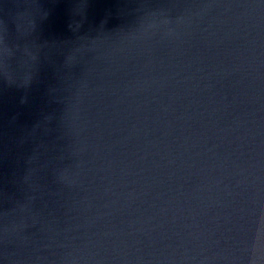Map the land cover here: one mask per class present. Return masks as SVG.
<instances>
[{
	"label": "water",
	"instance_id": "water-1",
	"mask_svg": "<svg viewBox=\"0 0 264 264\" xmlns=\"http://www.w3.org/2000/svg\"><path fill=\"white\" fill-rule=\"evenodd\" d=\"M0 264H264V0H0Z\"/></svg>",
	"mask_w": 264,
	"mask_h": 264
}]
</instances>
